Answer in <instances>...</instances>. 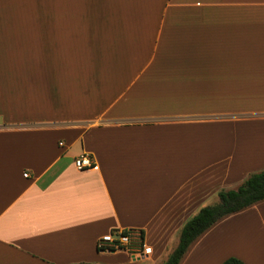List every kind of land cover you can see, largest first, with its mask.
Masks as SVG:
<instances>
[{
  "label": "crops",
  "instance_id": "1",
  "mask_svg": "<svg viewBox=\"0 0 264 264\" xmlns=\"http://www.w3.org/2000/svg\"><path fill=\"white\" fill-rule=\"evenodd\" d=\"M261 171L264 0H0V264H162ZM119 229L147 260L97 250ZM231 257L264 264V200L180 264Z\"/></svg>",
  "mask_w": 264,
  "mask_h": 264
},
{
  "label": "trees",
  "instance_id": "2",
  "mask_svg": "<svg viewBox=\"0 0 264 264\" xmlns=\"http://www.w3.org/2000/svg\"><path fill=\"white\" fill-rule=\"evenodd\" d=\"M215 205L206 206L192 217L180 233L177 248L162 264H180L190 246L222 218L240 212L264 200V171L253 173L237 188L223 189ZM223 264H245L238 258H228Z\"/></svg>",
  "mask_w": 264,
  "mask_h": 264
},
{
  "label": "built area",
  "instance_id": "3",
  "mask_svg": "<svg viewBox=\"0 0 264 264\" xmlns=\"http://www.w3.org/2000/svg\"><path fill=\"white\" fill-rule=\"evenodd\" d=\"M75 166L80 171L96 168L93 159L88 155L76 159ZM97 250L103 253L122 252L135 262L147 260L152 252L145 242L144 232L139 229L115 230L98 240Z\"/></svg>",
  "mask_w": 264,
  "mask_h": 264
},
{
  "label": "rangeland",
  "instance_id": "4",
  "mask_svg": "<svg viewBox=\"0 0 264 264\" xmlns=\"http://www.w3.org/2000/svg\"><path fill=\"white\" fill-rule=\"evenodd\" d=\"M167 258L166 259H168V256H166Z\"/></svg>",
  "mask_w": 264,
  "mask_h": 264
}]
</instances>
